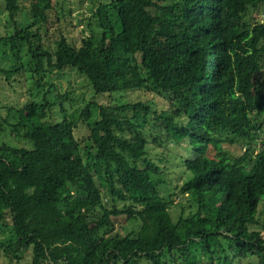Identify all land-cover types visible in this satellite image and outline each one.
I'll return each mask as SVG.
<instances>
[{"label": "trees", "instance_id": "obj_1", "mask_svg": "<svg viewBox=\"0 0 264 264\" xmlns=\"http://www.w3.org/2000/svg\"><path fill=\"white\" fill-rule=\"evenodd\" d=\"M4 2L14 31L3 41L13 55L27 50L0 68L7 81L26 72L44 88L46 72L71 69L109 97L70 111L71 98L49 101V89L42 103L0 108V134L22 141H0V229L14 233L4 259L31 250V264H264V21H245L264 0H112L96 11L99 34L79 46L45 44L53 0ZM129 91L168 96L171 109L114 100ZM184 143L193 155L181 157L175 220L151 149ZM242 145L238 157L227 149ZM122 215L138 230L115 233Z\"/></svg>", "mask_w": 264, "mask_h": 264}, {"label": "rangeland", "instance_id": "obj_2", "mask_svg": "<svg viewBox=\"0 0 264 264\" xmlns=\"http://www.w3.org/2000/svg\"><path fill=\"white\" fill-rule=\"evenodd\" d=\"M22 7H28L29 0H19ZM54 9L51 11V25L48 29L43 30V35L45 36L44 42L48 46H55V40L61 36H65L70 42L74 43L76 46L81 44V41L84 38L99 34V23L96 20V11L101 3H108L112 0H53ZM28 14L25 12H20L16 15V19L20 25H26V17ZM245 21L249 25H254L259 21H264V5L260 6L258 9H250ZM13 23L9 19L8 12L6 11V6L4 0H0V68L10 69L13 65L19 63H24L27 59L26 55L27 50L23 49L20 55H13L11 50L8 48L6 43L3 41L4 38L10 36L13 31ZM44 88L37 87L32 81L31 76L26 73H20L14 76L10 81H7L6 75L0 74V108L8 109L9 107L19 108L23 105L28 99L35 101L37 103H42L44 96L47 91L51 89V93L47 95L49 101L54 102L56 95L67 94L71 98V102L66 103V108L70 111L74 110L79 106H83L90 100L94 99L97 103H106L108 101L105 97H98L92 92L88 81L85 76L79 74L78 72L67 69L65 71H53L46 72L43 80ZM53 86V88L51 87ZM118 94H112L114 100L119 99L121 102L129 101H147L151 100L155 102V110H170L171 104L168 96L163 95H151L144 92L138 91H129L128 93L118 96ZM95 96V97H94ZM121 99V100H120ZM110 100V99H109ZM58 110L55 117L56 122H61L63 116L59 110V105L57 106ZM7 114V110L2 112ZM264 117V114L262 118ZM158 132V131H156ZM88 134L89 131L87 128L82 127V129L76 133L77 138L81 142V146L84 147L88 144ZM1 142H6L9 145H20L22 141L17 140L11 136L10 130L7 129L3 134H0ZM150 143H153V139L150 138ZM27 146L28 144H23ZM172 145V144H171ZM154 145L151 149V152H158V157L156 160L161 157L163 163H160L162 167V179L166 182V185L162 188V197L166 201H175L176 205L171 206V212L173 218L176 220L178 214L180 213L181 208L179 204L182 203L183 197L179 194V188L182 185L183 180L185 179L186 171L181 165V157L185 153L186 157L189 151L188 144L184 143L180 146L171 147L170 150H167L166 147H157ZM223 148L226 147L223 146ZM158 149V150H157ZM166 149V150H165ZM229 152L235 157L240 156L242 151H244L243 145L240 147L227 148ZM222 152L223 150L220 149ZM190 152V151H189ZM224 152V151H223ZM193 154H190L192 157ZM155 157V156H153ZM106 189H103L104 194ZM108 192V191H107ZM108 206L113 205V201L107 197L105 199ZM119 208L123 205L118 203ZM259 226L257 229L262 232L264 235V202L261 204L258 210ZM115 233L126 234L131 231L138 230L139 223L138 221L128 220L127 216L122 215L115 220ZM10 240H14V233L11 228L9 229H0V247L3 245H8ZM24 258L18 262L15 260L14 264H31V250H28L23 253ZM4 260V261H3ZM9 264L8 260L4 259L3 250L0 249V264ZM246 264V263H244ZM258 264V263H254Z\"/></svg>", "mask_w": 264, "mask_h": 264}]
</instances>
